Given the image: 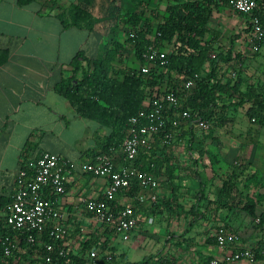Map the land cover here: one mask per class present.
Here are the masks:
<instances>
[{
    "label": "trees",
    "instance_id": "1",
    "mask_svg": "<svg viewBox=\"0 0 264 264\" xmlns=\"http://www.w3.org/2000/svg\"><path fill=\"white\" fill-rule=\"evenodd\" d=\"M232 1L170 0L166 6L167 15L153 25L144 19L145 12L142 9L121 13L119 0H78L68 12V24L83 25L89 30L98 31L108 45L102 56L96 59H88L77 52L70 61V77L61 78L54 85V91L69 102L78 116L91 119L108 129L105 139L97 145L98 149L85 153L86 160L98 152L118 149L127 135L130 118L140 110L151 109L152 100L156 97L171 93L176 98V104L162 103L161 118L164 123L161 130L154 135V141L149 147L139 149L132 162L141 172L159 177L157 189L163 188L164 192H159L158 199L154 202H146L147 198L145 202H140L137 199L141 190L139 179L132 177L128 189L124 191V196L129 198L127 203L137 218L141 210L166 220L184 217L187 219L184 224L185 233L197 220H205L209 227L202 248H218L216 237L222 231L226 236L236 237L227 241L222 250L223 258L226 253L246 246L253 254L250 263L264 264V178L259 177L249 163L245 164L238 157L231 163L223 162L211 146L219 137L217 132L252 136L264 128V86L258 84L252 73L249 77H244L245 72L252 69L254 62L257 66L260 65L258 57L264 54L261 50L264 39L257 43V48L254 52L251 51V55L234 49V40L242 34L250 50L247 41L250 16L241 13L236 14L242 17L247 27L242 24L240 34L233 35L225 48L218 44L220 33L209 26L213 13L223 7L230 8ZM256 1L257 7L251 14L264 27V0ZM138 6H145V3L139 2ZM59 18L65 23L62 15ZM121 27L126 35L123 42L116 39ZM128 47L139 62V68L128 69L118 76L112 71L111 64L120 63L123 59L121 54ZM150 48L165 51V57L153 60L148 72L143 73L141 67L148 66L144 55ZM188 80L194 81V86L190 89L185 87ZM184 111L189 117L181 120L179 115ZM237 117L240 120L236 121ZM200 120L208 122L206 129L199 126ZM147 121L141 119L139 125ZM30 136L33 139L34 135ZM179 142L181 152L189 156L193 152L197 153V157L192 156L190 159L194 168L198 161L206 160L207 164L200 163L201 168L206 166L211 169L208 183H213L214 180L219 183L214 191L207 188L208 184L203 181H198L197 190L173 183L172 173L177 166L180 167L173 161L175 146ZM30 143V139L27 140L25 152H22L19 161L20 167L25 166L27 179L32 173V169L26 166L28 151L32 149ZM193 174L198 177L197 170L194 169ZM104 181L107 186L108 181ZM66 186L67 184L65 191ZM103 193L97 197L98 200L104 199ZM42 196L46 198L48 194L44 193ZM121 197V194L115 195V200L108 201V204L113 207L115 205L116 210H120L122 203L116 204V201ZM10 201L11 198L7 203ZM4 207V203H0V208ZM241 217L250 219L246 226H251L258 235L252 242H247L240 235V229L246 227L239 220ZM49 227L40 237L50 242ZM69 227L73 238L79 228L75 225ZM94 229L78 239L81 257H77L72 252L73 249L69 248L64 258L52 254L54 264H66L68 259L81 264L86 261L88 251L92 249L97 251L96 264H184L180 257L165 251L169 239L164 240L160 251L141 260L130 261L119 250L118 243L125 241L119 236H113V241L110 242L106 231L97 227ZM169 234L175 236L173 233ZM27 235L6 227L4 216L0 215V264H30L28 257L33 251L25 242ZM180 236L178 237L182 240L175 243L185 244V248L194 244L192 239ZM6 238L10 243H14L15 239L19 241V245L12 249V256L7 258L3 256ZM197 251L201 255H198L196 264H210L214 259L213 254H206L200 248ZM41 253L45 254L44 251ZM108 254L110 259H107ZM222 262L237 263L225 259Z\"/></svg>",
    "mask_w": 264,
    "mask_h": 264
},
{
    "label": "crops",
    "instance_id": "2",
    "mask_svg": "<svg viewBox=\"0 0 264 264\" xmlns=\"http://www.w3.org/2000/svg\"><path fill=\"white\" fill-rule=\"evenodd\" d=\"M77 1L0 0V203H4L5 207L9 204L7 202L15 191L14 178L19 168L21 154L25 152V144L30 139L32 149L28 151V160L35 159L42 152H48L63 157L75 167V172L67 180L66 191L59 206L65 212L67 224L75 225L79 229L81 227L89 233L92 231V225L88 221V216L82 212L79 199L82 196L97 198L103 193L106 183L102 178L90 177L79 170L83 161L87 159L85 153L98 149L97 145L105 139L108 129L91 119L78 116L69 102L54 91V85L61 78L70 77L72 70L70 61L77 52H81L88 59H96L102 56L108 44H105L103 36L98 31L89 30L83 25L68 24L70 23L68 12ZM139 2L145 3V6L140 8L145 15L150 2L151 4L156 2L154 7L157 8L158 15H155L154 19L159 21L167 15L166 6L170 0ZM124 5L130 6V1L119 0L120 9ZM234 14L236 13L231 7L220 8L213 13L209 26L217 30L221 36L222 29L216 22L220 23L217 18L223 17L226 25L233 23L242 28V17ZM60 15L65 23L59 18ZM228 15H231V18L226 19ZM236 39L245 46L244 35ZM261 50L264 51V47ZM258 62L259 66L254 62L252 74L258 84L264 86L262 66L264 54L258 57ZM30 135H34L33 139ZM221 137H218V141L214 140L211 146L223 162L231 163L238 157L245 164L249 163L259 177L264 178V128L252 136H237L226 132V136ZM214 144L218 145V148ZM175 149L173 161L180 167L177 166L172 173L173 183L197 190L198 181H203L208 184L207 188L214 191L219 183L216 180L208 183L211 169L206 166L201 168L200 164H207L206 160L198 161L194 168L190 159L192 156L197 157V153L193 152L189 156L181 152L180 142L176 144ZM194 169L197 170L198 177L194 176ZM159 192L163 194V188L153 191L157 199ZM142 193L143 197L147 198L146 202H150L151 192L146 190ZM139 214L138 227L131 232L129 239L139 235L152 238L154 246L149 254L160 251L164 240L169 239L165 251L176 257L178 256L176 252L184 249L187 253L185 256H191L187 264L197 263L198 255H201L196 252L199 248L206 254H213L214 258H223L222 249L201 247L209 227L207 221L197 220L189 231L183 232L185 234L183 239L189 238L194 241L193 245L185 248V244H177L182 238L177 239L175 230L176 225L182 229L187 219L179 216L166 220L160 216H151L142 210ZM163 220H166V223ZM239 220L245 226L250 221L248 217H241ZM149 226L159 230L148 232L145 227ZM169 233H174L175 236H170ZM240 235L248 240L247 242H252L254 237L258 238L251 226L242 227ZM127 241L118 243L119 250L126 255L123 245ZM180 259L185 264V260L182 257ZM235 264L251 263L241 260Z\"/></svg>",
    "mask_w": 264,
    "mask_h": 264
},
{
    "label": "built area",
    "instance_id": "3",
    "mask_svg": "<svg viewBox=\"0 0 264 264\" xmlns=\"http://www.w3.org/2000/svg\"><path fill=\"white\" fill-rule=\"evenodd\" d=\"M181 1H199V0H181ZM257 7L256 0H233L231 9L235 13H241L250 16V29L248 33L249 48L254 52L257 43L264 39V27L261 26L257 17H252V11ZM244 27H247L243 23ZM148 66L141 67L143 73H147L150 63L153 60L165 57V51L150 48L144 55ZM213 57V55H212ZM194 86L193 80H188L185 87L190 89ZM162 103L175 105L176 98L171 94H161L152 100V108L149 110H140L137 115L129 120L127 135L122 140L118 149H109L108 152H98L90 156L83 162L80 172L92 174L108 181L104 189L103 198L82 196L79 199V205L82 212L88 216V221L94 228L106 231L108 239L113 241V236H119L123 241H127L131 231L137 228L138 218L135 216L129 202V198L124 196V191L130 185V179L136 177L139 179L140 193L138 200L144 202L142 191H150L149 201H156V195L153 193L158 187L159 177L151 173L141 172L132 162L136 158L141 147H149L154 141V135L157 134L163 126L161 118ZM180 119L189 117L187 112L179 115ZM141 119L148 120L147 123L140 124ZM201 128L206 129L208 122L200 120L198 122ZM26 166L32 169L30 177L25 178V166L20 167L14 178L15 191L11 196V201L0 210L5 218V226L17 232L27 233L25 239L27 247H32L33 253L29 259L30 264H54L53 255L64 258L69 248L81 257L82 253L78 247V239L82 234H88L80 227L75 237H71V229L66 223L63 209L59 206L61 197L65 193V185L70 175L73 174L74 166L63 157L52 155L48 152H42L35 159L27 161ZM44 193L48 194L45 198ZM121 194V199L116 204L122 203V208L116 210V206H110L108 201L115 200V195ZM2 212V213H1ZM257 221V220H256ZM50 226L49 238L41 239L40 234ZM235 236H226L222 231L217 234L216 242L219 249L224 250L227 241L235 239ZM7 242L3 247V256L11 257L12 249L19 245L18 239L14 243ZM44 251L45 254H42ZM264 254V252H262ZM225 258H214L210 264H221L225 259L230 262L247 260L250 262L253 254L248 247L235 249L233 252L225 254ZM86 261L81 264H96L97 251L92 249L88 251ZM107 259H110L108 254ZM66 264H77L74 259H68ZM80 264V262H78Z\"/></svg>",
    "mask_w": 264,
    "mask_h": 264
},
{
    "label": "rangeland",
    "instance_id": "4",
    "mask_svg": "<svg viewBox=\"0 0 264 264\" xmlns=\"http://www.w3.org/2000/svg\"><path fill=\"white\" fill-rule=\"evenodd\" d=\"M125 1H127V0H124V2ZM129 1H130V6L124 5L120 9L121 13H123L124 11H129V10L131 11V10H134L137 8H139V9L142 8V7H138L139 0H129ZM155 3L151 4V2H150L149 7H147L145 10L146 11V15H145L146 18H144V19H147L153 25H155L157 23L156 19H154V18H155V15H158V13H156L157 8L154 7V6H156ZM234 15H236V14H234ZM227 18H231V15H228L226 17V19ZM217 19L220 20V23L216 22V24L219 25L222 29V33H221V36H220L218 42H219L220 46L225 48L230 44L229 41H230L231 37L237 33L240 34L242 28H238V25L233 24V23H232V25H226L225 19L223 17H219ZM121 29H122V27L120 28V31H118V34L116 35V39L120 42H123L126 35ZM240 35H242V34H240ZM233 44H234V49L239 50L240 52L243 51L246 53V55H251V51L248 50L247 44H245V46H243L241 44V42L238 41L237 39L234 40ZM121 55L123 56V59L120 63L116 62L114 64H111V65H113L112 71L116 72L118 74V76H121V74L128 69L139 68V62L135 58L134 54L132 53V49L130 47L126 48V51H123ZM251 73H252V69L250 68L249 71L245 72L244 77H249V75H251ZM234 113H236V112L234 111ZM237 120H238V117L236 118V121ZM217 135L219 137L222 136L221 138H223L226 136V132L220 131L219 133L217 132ZM216 141H218V138L216 139ZM214 145L218 148V145H216V144H214ZM230 158H231V156H230ZM163 221L166 223V220H163ZM176 227H177V229L176 230L174 229V230L177 234L176 237L178 239L179 235H183V236L185 235V234H183V232H185V231H184V227H182V229H180L177 225H176ZM145 230H147L148 232H152V231L154 232V230L158 231L159 229L158 228L156 229L154 226H149V227H145ZM179 233H181V234H179ZM139 246H140V248H138ZM153 246H154L153 239L152 238L150 239L149 237H146L143 235L132 237L123 245V247L125 248V250L127 252L128 259L130 261H138V260L145 258L149 253H151V249ZM158 246L160 248L161 244ZM177 254L179 257H182L185 260V264H187L191 259V256H189V255H188V257H186L187 253L184 249L177 251L176 255ZM221 264H226V263L222 262ZM229 264H231V263H229Z\"/></svg>",
    "mask_w": 264,
    "mask_h": 264
}]
</instances>
